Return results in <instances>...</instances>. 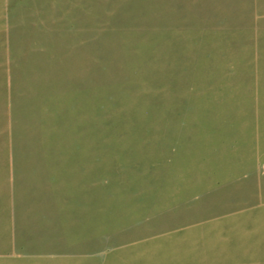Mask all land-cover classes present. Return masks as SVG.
Listing matches in <instances>:
<instances>
[{
	"label": "rangeland",
	"instance_id": "obj_1",
	"mask_svg": "<svg viewBox=\"0 0 264 264\" xmlns=\"http://www.w3.org/2000/svg\"><path fill=\"white\" fill-rule=\"evenodd\" d=\"M0 0V264H264V0Z\"/></svg>",
	"mask_w": 264,
	"mask_h": 264
},
{
	"label": "water",
	"instance_id": "obj_2",
	"mask_svg": "<svg viewBox=\"0 0 264 264\" xmlns=\"http://www.w3.org/2000/svg\"><path fill=\"white\" fill-rule=\"evenodd\" d=\"M19 3L20 0H11L6 6V11L10 13L12 10L16 9Z\"/></svg>",
	"mask_w": 264,
	"mask_h": 264
},
{
	"label": "crops",
	"instance_id": "obj_3",
	"mask_svg": "<svg viewBox=\"0 0 264 264\" xmlns=\"http://www.w3.org/2000/svg\"><path fill=\"white\" fill-rule=\"evenodd\" d=\"M11 1V0H10ZM44 3L49 2V0H43ZM9 3V2H8ZM7 6V5H6Z\"/></svg>",
	"mask_w": 264,
	"mask_h": 264
}]
</instances>
